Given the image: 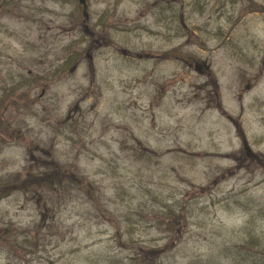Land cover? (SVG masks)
Returning a JSON list of instances; mask_svg holds the SVG:
<instances>
[{
	"label": "rangeland",
	"instance_id": "obj_1",
	"mask_svg": "<svg viewBox=\"0 0 264 264\" xmlns=\"http://www.w3.org/2000/svg\"><path fill=\"white\" fill-rule=\"evenodd\" d=\"M85 1L0 0V264H264V12Z\"/></svg>",
	"mask_w": 264,
	"mask_h": 264
},
{
	"label": "trees",
	"instance_id": "obj_2",
	"mask_svg": "<svg viewBox=\"0 0 264 264\" xmlns=\"http://www.w3.org/2000/svg\"><path fill=\"white\" fill-rule=\"evenodd\" d=\"M65 68H66V66L62 65V69H65Z\"/></svg>",
	"mask_w": 264,
	"mask_h": 264
}]
</instances>
